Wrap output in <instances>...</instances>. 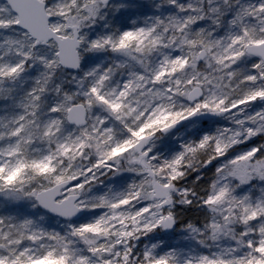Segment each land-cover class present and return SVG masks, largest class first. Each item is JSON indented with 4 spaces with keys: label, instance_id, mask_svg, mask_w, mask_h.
<instances>
[{
    "label": "snow or ice",
    "instance_id": "obj_1",
    "mask_svg": "<svg viewBox=\"0 0 264 264\" xmlns=\"http://www.w3.org/2000/svg\"><path fill=\"white\" fill-rule=\"evenodd\" d=\"M0 264H264V0H0Z\"/></svg>",
    "mask_w": 264,
    "mask_h": 264
}]
</instances>
